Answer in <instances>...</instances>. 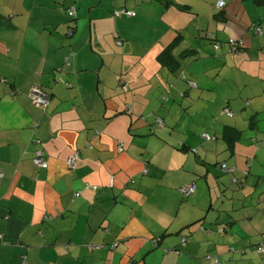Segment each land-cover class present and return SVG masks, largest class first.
<instances>
[{
	"label": "crops",
	"instance_id": "obj_1",
	"mask_svg": "<svg viewBox=\"0 0 264 264\" xmlns=\"http://www.w3.org/2000/svg\"><path fill=\"white\" fill-rule=\"evenodd\" d=\"M218 1L200 19L188 0H0V264H203L240 241L239 226L264 239L252 203L210 218L203 204L204 183L225 174L209 170L211 148L264 206V5ZM192 184L195 212L182 214ZM181 237L184 253H167Z\"/></svg>",
	"mask_w": 264,
	"mask_h": 264
},
{
	"label": "rangeland",
	"instance_id": "obj_2",
	"mask_svg": "<svg viewBox=\"0 0 264 264\" xmlns=\"http://www.w3.org/2000/svg\"><path fill=\"white\" fill-rule=\"evenodd\" d=\"M190 2H188V5H191L190 7V14L196 16V17H200V19H202V15L205 11V9L209 10L212 8H214V4L213 3L214 0H188ZM171 8H174V6H172ZM199 19V20H200ZM231 21V20H230ZM262 35V34H260ZM259 35V36H260ZM232 40H236L234 37L230 38ZM229 38L225 40L224 44L230 48V46L228 45V41ZM222 44V43H221ZM213 45V44H212ZM214 48V46H213ZM215 49V48H214ZM219 49V48H218ZM206 136H208V138H213V133H208V134H204ZM206 145V143H204V146ZM208 146H212L211 143H208ZM223 146H221L222 148ZM196 151L194 150L193 152H191L192 154H194ZM209 157L210 160L212 161L211 164L208 162V166H209V170L211 171V169H215L218 172L219 170V166L221 164H225L226 166H228V159L227 157L229 156L228 153L227 155H223V153H219V154H215L212 152L211 148H209ZM193 156V155H192ZM264 157V155H262ZM209 160V161H210ZM231 167V166H228ZM221 172V171H220ZM213 175V174H212ZM214 176V175H213ZM219 176V177H218ZM211 178V177H210ZM212 183L211 186L206 187V183H204L205 185V191H204V196H203V204L205 206V208L207 209V211L209 212V218L212 215L213 217L219 216V214H221V211H232V209H236L239 208L242 204L245 205V207H249V204L252 203L257 209V211H254V222L252 224L253 227H256L257 230L259 232L264 231V230H260V228H262V226H264V206H263V200L260 199V201L257 200V198H254L252 200V198H245L241 193L240 190L231 184L226 183L227 181L230 180V175L229 174H223L221 175H216L214 176V178H211ZM225 181V182H224ZM249 186H252V184H249ZM194 196L193 194L191 195V197ZM183 207H182V214L184 212H195V209L192 208L194 202H191V199L189 198H183ZM148 204H150L152 202V200L147 199L146 200ZM199 222L197 224H195L194 226L197 227L199 226ZM192 226V227H194ZM197 231L198 229H201V227H197L195 228ZM195 230H191L190 232H194ZM196 231V232H197ZM252 230L249 231L247 229H244L243 226H239V231L238 233V237H240V241L236 242L237 240L233 242H226V245H223V243L221 241H223L225 239L226 233H219L217 231H215V235H214V240L219 241V244L223 245V248L225 250V255H218V260L220 261V264H254V263H259L261 260L264 259V254L260 255L258 253L255 252V249L252 248V246L250 247H246V254L245 255H240L238 252L235 253H228L229 248H235V249H241V246H243L244 243H247L248 238L250 237L249 235L251 234ZM187 232V234H189ZM191 237V235H190ZM228 260V261H227ZM227 261V262H226ZM240 261V262H239ZM177 262V261H176ZM202 263L203 264H214L213 260H207L202 258Z\"/></svg>",
	"mask_w": 264,
	"mask_h": 264
},
{
	"label": "trees",
	"instance_id": "obj_3",
	"mask_svg": "<svg viewBox=\"0 0 264 264\" xmlns=\"http://www.w3.org/2000/svg\"><path fill=\"white\" fill-rule=\"evenodd\" d=\"M75 0H73V2H74ZM258 5H264V0H254ZM72 2V3H73ZM223 2H224V0H223ZM218 3V2H217ZM71 6H73L74 8H75V6H74V4H71L69 7H71ZM68 7V8H69ZM216 7H217V5H216ZM223 7H224V5H223ZM223 7L222 8H218V9H223ZM67 8V9H68ZM67 9H66V15H67V17L69 18V19H71V20H75L74 18H75V16H76V8H75V14H74V16H69L68 14H67ZM120 10H126V9H120ZM126 11H128V10H126ZM134 15H135V13H134ZM254 27H257V28H260V24L258 23V25L257 24H255L254 25ZM261 29V28H260ZM71 33V32H70ZM256 35H258V34H256ZM259 36V35H258ZM207 39L210 41V42H212V44H213V46L215 45V44H218V48H220V46L222 45L221 44V42L220 41H217L216 40V38H215V36H214V34H212V33H208L207 34ZM237 40H240L241 41V44L239 45V47L236 49V50H234V51H231V49H230V51L231 52H233V53H237V52H239L241 49H242V44H243V42H242V40L241 39H237ZM228 42V41H227ZM215 48V47H214ZM218 48H216V49H218ZM173 59V57H172V55H170V53H169V48H167L166 50H164L160 55H159V61L161 62V64H163V63H167V64H169L170 62H172L171 60ZM176 64H175V66H177V64H178V61H176L175 62ZM171 67V66H170ZM187 85H188V87H191V84H190V82H188L187 83ZM68 87H71V86H69L68 85ZM42 91V90H41ZM42 92H44V91H42ZM44 93H46V92H44ZM47 94V93H46ZM47 96L49 97V95L47 94ZM166 99H167V97H165ZM165 99L163 98V101H164ZM164 102H166V101H164ZM49 104V103H48ZM40 110H42V109H40ZM225 110H228L227 108H224L223 110H222V112L225 114ZM229 111V110H228ZM226 115V114H225ZM226 116H228V115H226ZM231 117V116H230ZM161 120L163 121V119L161 118ZM163 125V124H162ZM162 127V126H161ZM34 144H37V142H34ZM32 155H33V153H32ZM31 161H32V157H31ZM32 164H33V162H32ZM34 165V164H33ZM222 165V164H221ZM221 165L219 166V170L221 171V172H223V173H226V174H229L230 176H231V178H230V182H231V184L232 185H234V186H236L237 188L238 187H242V185H243V181H242V179L240 178V177H238V175H237V173H238V171L237 170H235V168H233V167H228V166H226L225 164H224V166H225V168H222L221 167ZM35 166V165H34ZM36 167V166H35ZM36 168H38V167H36ZM42 169H45V168H42ZM225 169H232V172H227ZM244 174H246V172H244ZM247 175V174H246ZM1 178V177H0ZM182 194V193H181ZM189 197V196H188ZM185 198V197H184ZM256 211V210H255ZM216 231L217 232H219V233H225V229L222 227V228H220V227H218V228H216ZM263 233L261 232V234L259 233L258 234V237L259 236H261ZM185 244H186V238L185 237H181V239H180V244L178 245V247H176V248H172V249H169V250H167L166 252L167 253H169V252H174V253H184V251H183V248L185 247ZM250 246H252V248H254L255 249V252L256 253H258V254H260V255H262V254H264V252L262 251V250H264V239H259V240H257L256 238H254V237H249L248 238V241H247V243H244L243 244V246H241V249H235V248H229V250H228V253H235V252H238L240 255H245L246 254V250H245V248L246 247H250ZM219 254H217V255H215V254H213L212 252H208L207 254H205L204 256V258L205 259H207V260H213V262H214V264H220V261L218 260V256ZM220 255H225V250H224V254H220ZM262 261V262H261ZM259 263H254V264H264V260H261Z\"/></svg>",
	"mask_w": 264,
	"mask_h": 264
},
{
	"label": "built area",
	"instance_id": "obj_4",
	"mask_svg": "<svg viewBox=\"0 0 264 264\" xmlns=\"http://www.w3.org/2000/svg\"><path fill=\"white\" fill-rule=\"evenodd\" d=\"M224 5V2L223 0H219L218 3H217V7L218 8H222ZM67 14L69 16H74L75 14V8L73 6L69 7L67 9ZM119 15H124L126 17H133L134 16V13L133 12H129V11H126V10H122ZM254 32L255 34H262V30L260 28H257V27H254ZM241 44V41L238 40H232V39H229L228 40V45L230 46V49L231 51H234L236 50L239 45ZM215 49L218 48V44H215L214 45ZM71 86V85H69ZM30 99H31V102H32V105L37 108V109H42L44 110L47 106H48V103H49V97L47 96L46 93L42 92L41 90L39 89H35V90H32V92L30 93ZM165 100L164 101H167L166 98H164ZM225 114L228 115V116H231V112L228 111V110H225ZM155 122H156V126L157 127H161L162 124H163V121L161 120V118H157L155 119ZM202 138L204 139H209L208 136L206 135H202ZM78 160V155L77 153H74L72 155H70L69 157H67L66 161H65V164H66V167L73 171L74 168H75V165H76V162ZM32 162L33 164L38 167V168H47V161L45 160L44 158V154L41 150H35L33 152V155H32ZM222 168H225L224 164L221 165ZM227 172H232V169H225ZM0 177H1V174H0ZM109 186L112 187L113 186V178H110L109 180ZM93 189H95V187H93ZM195 191V185L192 184L190 186H188L187 188H182L180 190V192L182 193V196L187 198L188 196L192 195ZM264 252V250H262Z\"/></svg>",
	"mask_w": 264,
	"mask_h": 264
}]
</instances>
